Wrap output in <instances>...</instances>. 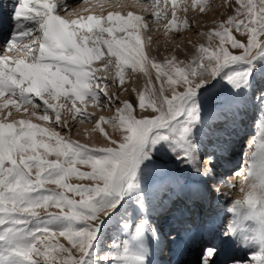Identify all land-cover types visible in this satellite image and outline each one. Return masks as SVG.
I'll return each mask as SVG.
<instances>
[{
    "label": "snow or ice",
    "instance_id": "1",
    "mask_svg": "<svg viewBox=\"0 0 264 264\" xmlns=\"http://www.w3.org/2000/svg\"><path fill=\"white\" fill-rule=\"evenodd\" d=\"M106 4L112 9L107 15ZM136 6L150 17L122 14ZM9 7L12 31L0 47V264H89L101 226L125 203L139 217L123 212L119 227L125 238L114 240L100 260L151 264V244L159 242L147 219L146 176L153 155L166 147L200 171L195 136L202 124L200 90L216 80L234 92L249 88L256 64L264 62V0H193V10L224 9V18L201 33L210 43L200 45L187 62L175 54L162 61L150 55L158 25L167 42L171 30L190 27L187 19L177 23L176 0L171 8L168 0H102L83 9L87 15L69 0H0V26ZM179 11L187 15L189 9ZM129 70L145 79L142 90L132 89L136 105L106 91L112 84L127 91ZM89 102L115 109L113 116L95 121L93 131L103 135L104 146L72 139L68 116L92 122L80 107ZM102 123L118 136L109 135ZM244 163L238 185L220 181L232 192L238 187L240 194L227 209L232 218L222 235L251 250L249 260L232 264H264V113ZM213 173L204 170L205 176ZM73 179L88 183L73 184ZM214 190L229 199L230 192ZM53 207L60 211H49ZM216 252L206 248L202 264H211Z\"/></svg>",
    "mask_w": 264,
    "mask_h": 264
},
{
    "label": "rangeland",
    "instance_id": "2",
    "mask_svg": "<svg viewBox=\"0 0 264 264\" xmlns=\"http://www.w3.org/2000/svg\"><path fill=\"white\" fill-rule=\"evenodd\" d=\"M89 3L90 4L84 3L83 5L76 6V9H78L82 14L87 15L88 13L84 12L82 9H85L87 7L91 8L93 4L100 3V1L94 0ZM176 3L178 4V22L181 20V18H183V13H181L179 9L182 6H187L189 9L191 7L192 1L176 0ZM168 5L170 6V4ZM109 9L110 8H108L106 4L103 10L104 14H106V11H109ZM134 9V7L125 8L122 10V12L126 14L128 11H132L134 14L139 13L141 15H145V13H142L140 9H138L139 11L137 9ZM100 11L101 9L97 8L95 14H99ZM220 13L218 16H215L213 18L216 20L215 22L224 18L223 16H221ZM9 14H11V12ZM159 27L162 28V26ZM8 28L12 29V26H9ZM212 29L213 28H207V31H212ZM190 30L194 32V26H192ZM5 32L8 33L9 36L11 35V31L6 30ZM234 35H236L238 39L241 38L238 33H234ZM175 36L176 40H180V35ZM8 39L5 40V43L8 41ZM153 39L154 42L158 43L162 39V34H158L157 36L153 37ZM261 39H264V37H262ZM167 48H169V46H167ZM172 51V49L168 50L167 54L172 53ZM231 51L233 52V54H239V50L231 49ZM191 57L188 60H190ZM237 67H239L240 69H244L247 68V65H240ZM109 83L111 84V78H109ZM141 83L142 82H139V84L137 85L135 78L132 76V73L129 70V73L126 74L125 87L127 88V91H124L123 89H118L115 84H112V86L106 89V91L109 93V95L112 96H115L117 93H120V101H129L136 105L138 102L137 96L136 93L132 91V89L136 87L142 90L144 85L140 86ZM198 99L200 101L202 109V124L197 127L195 136L196 143L199 149L197 166L200 168V171L197 172L195 171L193 165L176 159V157L173 156L166 147H160L159 150L154 153L151 168L147 172L146 184L148 185L149 190L151 192L147 219L150 221L151 225L155 228L159 235V242H152L151 244V264H159V262L160 264H171L170 260L172 259V256H170V237H172V233L175 232L173 230L174 228L172 227H175L179 220L175 221V219H173V221H170V218L173 216L174 212H178L175 211L178 209H174L175 203L180 202L182 200V196L188 193L191 196V200L189 206L185 208L188 211L186 212L188 214V217L186 218V220H184V224H189V226H186L184 230H186L187 232L189 231V233H192L193 236H190L189 238L192 240L193 245L196 244V237H204L202 234H205V239L209 241L210 238L213 237V233L211 231H208L207 229L208 226L206 225V218H210L211 216L213 217L215 216L214 213H216V215L219 217V220L217 219L216 221H212V225H214L215 227L213 232L214 234H216V239L222 245L229 243V245L227 244V246H231V250H233L234 252L238 253L239 251H241L240 255H242L243 257L241 259L231 257L229 258V261L224 264H232L230 263L232 262V260L238 259L241 261H247L251 258V250L241 248L236 241L226 238L222 235V232L224 231L227 223L232 218V214L229 213L227 209L230 207L233 200L240 199L238 187L234 192L225 188L223 190L220 189L222 192H230V197L227 200L222 197H219L214 189L217 187L220 188L219 171L221 169L223 170V165L226 164L225 161L229 159L228 157L232 156V150H238V153L236 157H231V160L235 161L231 169L223 170V181L225 180V182H227L230 180L238 185L239 177L237 174L242 172L246 167L244 161L247 159V152L249 151V141L253 140L256 136V133L258 131V121L262 113H264V62H258L256 64V67L252 72V76L250 78V86L248 89H241L238 92H234L229 85L220 80H216L211 85L200 90ZM246 104H248V106H246ZM80 107L84 108L85 111L92 117V122H85L81 124L78 120L73 121L71 119V116L69 115L68 119L69 125L72 128V139L78 140L81 143L89 144L80 140V133L78 132L79 130L80 132L83 131L82 125H87L91 123L95 126V121H97L100 116L111 117L115 114V109L102 108L101 106L93 105L90 102L87 104L86 108L84 105H80ZM233 110L235 112H232ZM244 111H246L245 113H247L248 116L245 119L246 122L242 123L243 126L239 127L240 137L238 139V144L232 146V148L230 147L229 153H226L225 155L219 153V155H216L218 154L219 149L218 147H213L212 135L218 134V132H222L221 134L224 135L226 139H230V137L233 136V133H235L236 131V127L231 115L233 113H238L235 121L236 123L239 122L240 124L242 121H244ZM101 127H103L105 131L109 135H111L110 132L107 130V126L105 124L102 123ZM60 131L61 134H63V130ZM105 143L98 146H104ZM252 148L254 150L255 145H253ZM210 157L212 159L214 157L213 163L214 161L218 162L217 166L212 165L210 167L213 169V176H207L206 178L201 177V173H204L202 166H204L206 159H209ZM232 161L229 162V164H231ZM219 164L221 165V169H219ZM204 168L206 169L207 167L205 166ZM71 183L75 184L88 182H82L73 179ZM48 187L54 188L55 185H49ZM203 201L205 202V204L203 203ZM180 203H182V201ZM202 205H204L203 210L201 208ZM197 208H201V211H199L200 213H203V216L201 215L202 219L200 215L199 217H197ZM208 209L210 210L207 211L206 214V210ZM125 210H127L129 213H132L133 219L139 217V213L136 212L130 204L125 203L116 213L112 215L111 218H106V222L101 226L100 233L97 236L95 248L92 252V256L95 257V260L90 261L89 264H104V262L100 260V257H103L110 250L109 245L113 243L114 240L125 238L124 234L121 232V229L119 227L120 216ZM49 211L59 212L60 209L53 207L49 209ZM162 214H166L164 216L166 217L165 219H163V217L161 216ZM160 217H162V220ZM164 227H166L169 231L164 232L162 230ZM60 239L62 243H67L63 240V238ZM205 239L198 240L197 242V248H201V258H197L198 260H194L193 258L192 261L195 264L196 262L198 264V262L200 261V259H202L204 255V249L202 248V246H207L208 244V241H205ZM174 256H178V264H185L184 262L186 261L187 263V261L191 258V251L190 249H188L185 250V252L177 253ZM183 258L186 259L184 262L182 261Z\"/></svg>",
    "mask_w": 264,
    "mask_h": 264
},
{
    "label": "bare ground",
    "instance_id": "3",
    "mask_svg": "<svg viewBox=\"0 0 264 264\" xmlns=\"http://www.w3.org/2000/svg\"><path fill=\"white\" fill-rule=\"evenodd\" d=\"M91 1H94V0H88L87 4H90L89 2H91ZM95 1H97V0H95ZM191 1L193 3V0H191ZM100 2H102V0H100ZM127 2L129 4H132V3L135 2V0H127ZM161 2H163V0H161ZM196 2H203V0H196ZM207 2L208 3L220 4V3H222V0H213V1L211 0V1H207ZM231 2L234 3V0H231ZM69 3L74 8H76V6L84 4L82 2V0H69ZM168 4H170L169 8H171L172 7V0H168ZM176 6H178L177 3H176ZM134 8H135L134 10L140 9L142 13H145V15H144L145 18H149L150 15H151L150 12H144L142 10V8L139 7V6H136ZM80 9H81V7H80ZM109 11H111V9H109ZM217 11H206L205 13L201 14V13H199L198 9L193 10L191 7L189 8V11H188L187 15H185V13L183 11H181V13H183L182 14L183 18H181V20L178 21L177 23H182V21L184 19H187L188 22H189L190 27H185L186 29L185 28H181L179 30H176V29L171 30L169 32V36H171L173 38L170 41L171 44H170V42H167V38H165L163 36V27L160 28L159 25H158V27H156V29H154L155 34L153 35V37L157 36L158 34H162V39L158 43L154 42V39H153V44L151 46L150 55L154 56L158 60L162 61L165 57H170L171 55L175 54L177 56V59L184 60L185 62H187L188 59L193 54L196 53V50L199 48L200 45H202V44L204 46H208L209 45L210 42H209L208 38L206 36H202L201 33H208L207 28L210 29V28L214 27V24H215L216 20L213 19V18L215 16H218L219 13L223 11V9H220L218 12ZM10 12H11V8L9 7L8 9H5L3 11V13H2L4 22H3V26H0V47H2L3 43H5V40H7L10 37L8 35V33H6L5 31L6 30L12 31L11 28H8L9 26L13 25L12 16H11V14H9ZM107 12L108 11H106L105 15H107ZM122 14H124V13L122 12ZM170 15L171 14H169V16ZM192 26H194V28H195L194 32H192L190 30V28ZM175 35H180V40H176V36ZM212 43L215 44V43H218V41L217 40H213ZM177 45H179V47H177ZM167 46H169V48H167ZM171 49L173 50L172 53L167 54L168 50H171ZM132 76L135 78V81L137 82V85L139 84V82H142L140 84V86L141 85H145V79H144L142 73L137 72L135 74H132ZM153 80H154V77H153ZM157 87H158V85H157ZM246 106H248V104H246ZM246 109H248V108H246ZM232 112H235V111L233 110ZM245 112L246 111H244V114H243L244 121H242L240 124H239V122L236 123V121H235L236 118H237V114L238 113H233L231 115L232 119L234 121L235 127H236V129H235L236 131H235V133H233V136H231L230 139H228V138L226 139L225 136L221 134L222 132L221 133L218 132V134H213L212 135L213 147H218V149H219L218 150L219 152L216 155H219V153L225 155L226 153H229L230 147L232 148V146L238 144V139L240 137L239 127L243 126L242 123L246 122L245 119L248 116L247 113H245ZM17 118H21V117L18 116ZM33 122L42 123V122H38V121H35V120H33ZM82 126H83V131L80 132V130H79V132H78V133H80V140H82L84 142H87V143H89L91 145H96V146L105 143V141L103 139V135L99 132V130H96L95 132L93 131V128L95 127L93 124L90 123V124L82 125ZM107 130L110 132V134L113 137L116 138L118 136V133H114L113 130L109 126H107ZM231 152H232V156L231 157H236V155L238 153V150H232ZM231 157H228L230 160L227 159L225 161L226 164L223 165L224 167L222 166L223 170H229L234 165L235 161H232ZM213 159H214V157H213ZM231 161H232V163L229 164V162H231ZM217 164H218V162H215V161H214V163L212 162L210 164L209 163V159H206L205 164H204V166H202V168H203V170H205V168H204L205 166L207 168H210L212 165L213 166H217ZM220 164H219V169H221V165ZM223 170L221 169L219 171V175H220L219 180L220 181H223V177H222L223 174H224ZM201 177L206 178L207 176H205L204 173H201ZM219 187H220L221 190L224 189L221 186V183L219 184ZM190 197L191 196H190L189 193L188 194H184L182 196V200H181L183 204L180 203L181 201L178 202V203H175L174 209H178V210H175V211H178V212H174L173 216L170 218V221H173V219H175V221L179 220L177 222L176 226L172 227V228H174L173 230L175 232H173L171 236L175 237V239H174V241H173V239H171V244H170V248H171L170 256H172V259L170 260L171 264H178L179 263V262L177 263V260H178L177 257L179 256V254L176 257L174 256L175 254L185 252V250H188V249H190V251H191V258L189 257L190 260H188L187 263L185 261L186 259H184L186 257H184L182 261L183 262L185 261L184 262L185 264H191V261L193 260V256L195 254L194 250L195 251L197 249L199 250V247L197 248L198 240L204 239L205 236H206L205 234H202L204 237H202V238L196 237L197 238V240H195L196 244L193 245L192 240L189 238L190 236H193L192 233H189V231L187 232L186 230H184L185 227L189 225V224H187V225L184 224V220H186V218L188 217V214L186 213L188 211L185 208H187L189 206V204H190V200H191ZM203 203L205 204L204 201H203ZM201 208L203 210L204 205H202ZM201 208L200 209L197 208V215H198L197 217H199V215L203 216V213H200ZM209 210L210 209L206 210V214H207V211H209ZM165 215L166 214H162L161 215L163 217V219L166 218V217H164ZM214 215L215 216H213V217L211 216L210 218H208V217L206 218L207 219L206 220V225L208 226L207 229H208V231H211V232H213L214 228H215L214 225H212V221H214V220L216 221L219 218L216 215V213H214ZM202 216H201V219H202ZM162 217H160L161 220H162ZM197 219H199V218H197ZM162 227H163V225H162ZM162 230L164 232H168L169 231L166 227H164ZM193 232H195V231H193ZM193 246H195V247H193ZM205 246H203V247H205ZM209 248H213V247H209ZM244 257H246V256H244ZM192 263H193V261H192ZM159 264H160V262H159Z\"/></svg>",
    "mask_w": 264,
    "mask_h": 264
}]
</instances>
